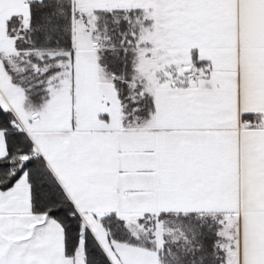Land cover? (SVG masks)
Masks as SVG:
<instances>
[{
  "label": "snow or ice",
  "instance_id": "1",
  "mask_svg": "<svg viewBox=\"0 0 264 264\" xmlns=\"http://www.w3.org/2000/svg\"><path fill=\"white\" fill-rule=\"evenodd\" d=\"M0 264H264V0H0Z\"/></svg>",
  "mask_w": 264,
  "mask_h": 264
}]
</instances>
